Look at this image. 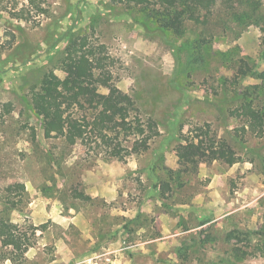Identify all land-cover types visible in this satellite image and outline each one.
<instances>
[{"label":"rangeland","instance_id":"rangeland-1","mask_svg":"<svg viewBox=\"0 0 264 264\" xmlns=\"http://www.w3.org/2000/svg\"><path fill=\"white\" fill-rule=\"evenodd\" d=\"M45 1L48 17L25 23L4 12L0 23V215L24 231L37 229L34 247L19 264H180L178 252L186 248L188 264H206L233 246L247 253L244 264H264V138H249L247 149L235 139L242 122L229 116L237 103L223 93V81L234 73L218 59V52L237 46L240 56L258 60L260 28L228 31L216 17L217 55L195 72L181 73L183 41L148 33L122 6ZM81 34L106 46L116 85L133 97L143 118L157 122L161 136L147 153L119 161L89 141L68 146L61 138H44L28 92L45 72L65 77L59 69L64 50ZM257 83L247 78L242 88ZM205 124L230 140L242 159L233 166L201 164L182 196L162 200L155 187L158 167L178 170L180 133ZM19 184L27 195H20ZM9 186L21 211L4 210ZM75 191L91 200L76 199ZM234 230L239 238L229 240ZM1 253L0 242V264H13Z\"/></svg>","mask_w":264,"mask_h":264},{"label":"trees","instance_id":"trees-1","mask_svg":"<svg viewBox=\"0 0 264 264\" xmlns=\"http://www.w3.org/2000/svg\"><path fill=\"white\" fill-rule=\"evenodd\" d=\"M25 1L19 7V0H12L11 6L3 5L0 0V23L5 18L4 12L10 15L9 20L25 23L50 15L45 0ZM108 1L122 6L148 33H163L175 40H182L180 51L185 56L178 57L181 73L195 72L207 64L209 56L217 55L213 43L220 25L212 24L216 17L222 18L219 23L228 31L232 27L239 31L251 26L260 28L261 51L258 60L240 56L237 46L218 52V59L234 73L232 81H223V93L232 96L237 103L229 108V116L242 122L237 130L239 132L234 135L235 139L239 140L242 149H247L249 138H264V13L261 12V0ZM12 37L15 38L14 34ZM114 66L115 60L108 54L106 46L94 43L89 34L70 39L59 67L65 77L58 76L54 71L45 72L38 84L28 92L30 107L40 119L45 139L52 136L61 138L68 146L89 141L106 158L119 161L132 155H143L151 149V144L161 136L158 124L150 116L143 118L133 97L116 85ZM247 78L258 83L242 88V82ZM5 107L10 113V105ZM36 135L34 132V139ZM174 151L180 168L170 170L161 166L157 169L155 187L162 200L182 196L187 189L186 184L197 175L201 164L220 162L233 166L242 159L230 140L218 137L209 124L196 126L188 134L181 132ZM18 188L21 196L27 195L24 184H19ZM13 192L12 186H9L1 203L4 210L21 211V201L12 198ZM74 196L76 199L91 200L80 191H75ZM180 202L183 204L185 201ZM36 230L29 227L24 231L8 217L0 215L2 259L19 264L34 247ZM29 231L33 237L28 236ZM237 232L232 231L228 239L239 238L234 237ZM246 254L233 246L222 257L206 264H244ZM190 255L188 248L180 250V264H188Z\"/></svg>","mask_w":264,"mask_h":264}]
</instances>
